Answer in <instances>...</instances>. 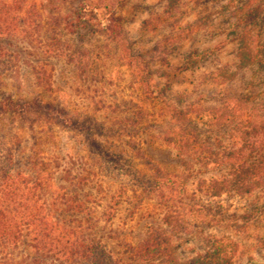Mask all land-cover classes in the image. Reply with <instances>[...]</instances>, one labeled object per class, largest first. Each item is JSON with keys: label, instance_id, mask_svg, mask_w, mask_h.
<instances>
[{"label": "rangeland", "instance_id": "rangeland-1", "mask_svg": "<svg viewBox=\"0 0 264 264\" xmlns=\"http://www.w3.org/2000/svg\"><path fill=\"white\" fill-rule=\"evenodd\" d=\"M81 7L97 8L100 19L112 16L120 33L74 29ZM2 27L8 33L0 37V95L38 98L96 122L105 128L94 132L96 141L119 158L108 163L83 133L63 126L36 122L30 131L17 117H0L2 154L12 150L22 167L43 163L54 196L88 194L95 239L131 255L155 228L168 226L178 260L224 236L243 258L264 262L253 221L216 219L220 210L228 218L248 210L264 190L217 197L214 181L228 175L227 167L196 170L175 157L198 152L207 163L259 140L252 129L264 125V0H0ZM213 48L203 63L187 65L190 53ZM245 52L251 64L239 69ZM172 176L176 186L163 187ZM75 178L86 180L83 192L69 185ZM196 186L201 192L192 197ZM179 188L182 205L174 204ZM12 249L0 248V263L27 264L34 253L22 240Z\"/></svg>", "mask_w": 264, "mask_h": 264}, {"label": "trees", "instance_id": "trees-1", "mask_svg": "<svg viewBox=\"0 0 264 264\" xmlns=\"http://www.w3.org/2000/svg\"><path fill=\"white\" fill-rule=\"evenodd\" d=\"M88 8L78 9L74 29H97L109 37L120 33V27L115 18L105 15L100 19L97 17V8ZM255 12H259V9L251 10L248 14L254 17ZM4 29V27L0 28V37L7 36L8 31ZM214 50L215 48L209 51L192 52L185 61L188 66L194 67L206 61ZM56 52L59 50H49V53ZM250 56L249 53H244L239 69L251 64ZM256 63L260 65L261 61L256 60ZM237 99L242 102L247 98L238 95ZM3 116L17 117L22 123L28 125L27 128L30 131H33L32 127L36 122H40L48 127L60 125L83 133L85 141L93 147L97 155L112 165H117L119 161V158L103 150L101 143L95 139L94 132L97 131L102 135L105 129L103 126H98L96 122L88 119L77 120L58 104L43 102L38 98L26 101L0 95V117ZM252 131L259 140L251 143L244 142L240 147L230 149L220 158L210 162L201 161L198 152L192 155L190 151L185 154L179 150L175 157L180 164H194L196 170L202 166L227 167L228 175L220 181H214V195L217 197L248 196L257 189L264 190V125L258 130L253 128ZM4 149L7 154L0 152V248L8 252L13 251L12 248H15L19 240H22L34 252L27 264H264L260 259L243 258V254L237 253V243H233L224 236L210 240L204 253L189 260H178L172 256L173 246L170 241L173 229L168 226L164 229L155 228L156 230L145 236L137 248L131 247L133 254L120 256L89 232L92 228L89 224V210L85 204L88 194L80 188L86 184L84 178L79 180L75 178L69 184L83 192L81 196L71 190L60 195L59 198L49 191L48 181L43 177L45 174L43 163L40 162L37 168L36 164L28 160L23 167L18 166L14 152ZM27 167L30 170L36 169V173L31 174ZM177 177L166 178L163 187L176 186ZM199 179H195L196 185ZM153 182L159 186V182ZM179 190L175 197L180 200L177 198L179 201L174 200V204L182 205L181 201L185 195L182 188ZM199 192H201L200 186H196L192 197ZM163 196L161 195V199ZM261 197L260 202L250 203L248 210L229 218L224 210H220L216 213L218 214L216 219L219 221L233 219L245 224L253 221L254 231H260L257 232L255 241L263 247L264 194ZM170 201L172 203L173 200L169 199ZM53 210H55L54 213ZM174 210L171 213L176 212ZM259 223H262L260 227ZM9 261L8 264H17Z\"/></svg>", "mask_w": 264, "mask_h": 264}]
</instances>
